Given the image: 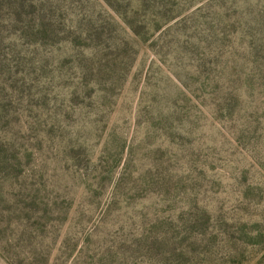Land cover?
I'll use <instances>...</instances> for the list:
<instances>
[{
  "label": "rangeland",
  "instance_id": "374dc122",
  "mask_svg": "<svg viewBox=\"0 0 264 264\" xmlns=\"http://www.w3.org/2000/svg\"><path fill=\"white\" fill-rule=\"evenodd\" d=\"M0 264H264V0H0Z\"/></svg>",
  "mask_w": 264,
  "mask_h": 264
}]
</instances>
